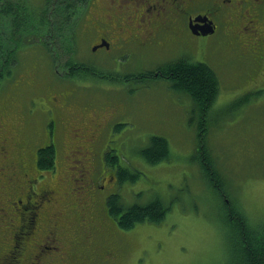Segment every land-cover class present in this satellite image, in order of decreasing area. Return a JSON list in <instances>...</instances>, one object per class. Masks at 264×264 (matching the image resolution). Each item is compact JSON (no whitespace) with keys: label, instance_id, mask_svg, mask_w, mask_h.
<instances>
[{"label":"rangeland","instance_id":"1","mask_svg":"<svg viewBox=\"0 0 264 264\" xmlns=\"http://www.w3.org/2000/svg\"><path fill=\"white\" fill-rule=\"evenodd\" d=\"M96 1L106 9V0ZM129 1L137 2L124 0V3ZM145 3L148 5L147 0ZM245 24L244 20L232 26L226 24L215 35L189 40L188 47L177 44L169 54L149 52L125 61L123 65L103 53L94 56L89 50L90 43H83L78 37L74 55L77 61L96 63L98 67L127 75L164 67L183 56L210 65L218 75L220 91L205 123L209 130L206 149L224 181L223 195L226 197L208 183L198 160H195L201 142L198 134V126L202 123L200 111L196 110L193 100L184 91L173 87L170 80L152 78L146 83H116L87 78L84 81H66V78L55 74L58 60L52 59L51 54L49 59L45 48L36 45L24 59L29 60L27 69L18 72L14 80L9 79L0 87V115L10 120L12 115L14 121L17 117L25 120L24 136H21L20 129L12 125L3 139L13 141L17 138L39 145L43 143L44 131L52 124L51 120L48 122L50 113L44 111L49 104L45 95L58 96V93H71L73 90L78 98H68V101H71L74 110L115 97L128 101V109L123 113L128 112L127 120L130 122L126 126L129 144L125 140L114 144V149L122 156V166L129 169L136 180L118 187L115 180L106 176L103 183L99 182V185L105 183V189L100 190L96 202L87 200L85 204L78 205L79 191L81 198L88 187L86 182L89 183L91 178L96 182L101 176L99 160L101 162L105 146L97 144V157L91 161L94 175H90L91 171L87 170L92 168L88 166V157H84L87 154L81 156L76 153L79 151L75 140L66 134L59 141L57 166L53 172L60 179L55 181L53 178V189L58 192L59 202L68 206L71 212L75 204L81 208L96 204L97 208L93 210L96 214L101 207L107 211L105 199L116 193L121 196L126 208L135 204L146 205L158 198L169 204L170 210L159 223H139L127 231L103 212L102 215H107L111 223L103 220L105 229L102 231L99 226L100 234L92 240V244L82 243L77 215L71 214L70 221L75 229L70 240L77 251L93 247L100 252L106 242H112L120 250L119 258L113 264H242L238 250L241 240L236 233V225L227 221L226 203L243 210L249 219L250 231L264 230V47L260 48L247 36ZM68 55H61L62 59ZM63 60L59 59V72L65 71ZM19 77L21 79L15 82ZM22 79L29 85L22 83ZM45 99L47 105L41 102ZM115 109L109 106V110ZM93 113L97 117L88 115L95 120L106 114L101 110ZM61 125L56 123L54 128L58 129ZM151 136H160L168 141L170 160L151 166L140 158L138 154L148 146ZM2 140L0 138V143ZM81 172L85 177L79 180ZM71 174L73 176L69 178ZM6 198L0 201L1 239L9 231L12 235L15 231L12 225L20 221L19 216H14L16 212ZM6 246L5 243L0 244V264H14ZM4 254L9 262L1 261ZM89 262L93 263V259L83 264ZM96 264L106 263L98 257Z\"/></svg>","mask_w":264,"mask_h":264},{"label":"flooded vegetation","instance_id":"2","mask_svg":"<svg viewBox=\"0 0 264 264\" xmlns=\"http://www.w3.org/2000/svg\"><path fill=\"white\" fill-rule=\"evenodd\" d=\"M106 1L107 5L104 9L94 0V6L90 7L79 20L82 24L77 29V37L81 38L80 41L83 43H90L89 50L94 56L103 53L118 61L120 65L149 52L153 54L161 51L169 54L177 44L188 47L189 40L203 37L196 35L197 31L208 28L204 23L195 21L197 17L207 18V21L213 24L214 33L207 36L223 30L226 24L232 26L236 21L244 20L247 36L260 48L264 47V0H172L171 4L167 0H147L148 5L145 3L146 0L127 3H124V0ZM169 5L172 6L171 10L167 9ZM165 56L166 54L163 57ZM58 65L55 69L59 70ZM91 65L96 70L93 73L95 78H91L101 81L116 79L127 83L131 79L139 81L165 77L162 67L159 66L137 75H127L119 71H108V68L98 67L96 63ZM58 70L55 71L58 76L64 77L69 74L67 71ZM128 76L133 77L128 78ZM45 96L49 104L47 105L46 99L41 102L47 105L48 108L44 111L50 113L51 118L48 122L51 120L52 124L51 128H47L43 133V143L46 141L56 143L66 134L70 135L78 146L79 152L76 153H80L81 156L87 154L84 157H88V166L92 168L87 172L91 171L89 174L94 175L91 161L97 157V144L103 145L109 138L105 127L110 126L116 117L124 118L125 125L130 124L127 120L128 112L123 113L128 109L127 99L115 97L110 99L111 101L98 102V106L109 114L95 120L88 115L90 113L91 116H96L93 112L99 113L96 110H89L95 108L92 105L85 104L77 110L72 109L71 101H68V98L72 99L70 92L58 93V96ZM109 106L116 109L109 110ZM24 123L25 120L22 119L14 121V126L21 130V136H24L22 132ZM56 123L62 124L60 128H54ZM71 125L74 127L72 128ZM81 144L86 148L80 146ZM37 148L38 146L24 149L17 138L13 141L6 138L0 143V201L8 197L6 200L11 202L16 212L14 216L20 218L19 224L12 225L14 233L10 235V231L7 232L2 239L0 238V244L7 245L6 250L14 259V264H83L90 259H93V263L87 264H96L98 257L103 263H115L119 258L120 250L112 242H106L100 252L93 247L81 248V251L74 248L70 238L75 228L74 223L70 221V215H77L78 229L81 230L83 237L82 243L85 241L92 244V240L100 234L99 226L102 231L105 229L106 219L102 215L103 209L101 207L96 214L88 206L80 209L73 206L71 212L68 206L60 204L58 196H55V190L43 189L45 186L40 185V178L35 177L33 171L29 169L32 166V158H37L34 151ZM58 150L59 147L56 148L57 152ZM80 162L82 163V159ZM108 168L104 161L101 169ZM120 168L124 167L120 165ZM113 174L111 179H116L115 183L118 184V176L114 171ZM79 176V180L85 177L82 172ZM105 177L101 175L96 180L97 184L94 187L98 188L97 198L100 190L105 189V183L99 185V182H104ZM92 180L93 178L89 179V183H92ZM83 204L85 201L80 205ZM83 226L85 227L82 228ZM5 254L1 257V261L9 262Z\"/></svg>","mask_w":264,"mask_h":264},{"label":"trees","instance_id":"3","mask_svg":"<svg viewBox=\"0 0 264 264\" xmlns=\"http://www.w3.org/2000/svg\"><path fill=\"white\" fill-rule=\"evenodd\" d=\"M167 1L170 4L172 2V0ZM94 4V0H0V87L6 81H9V79L14 80L18 72L20 73L27 69L26 63L29 60L24 59L28 58L31 48L36 45L44 47L49 59L51 58L49 54H51L52 59L56 62L57 60L59 62V59L63 60L61 55L66 53L70 55L63 60L64 63L62 66L69 73L68 76H65L67 81H84L88 80L87 78L94 77L95 75L93 73L96 70L91 65L92 63H81L74 57L77 51V29L82 24L79 20ZM170 7L172 6L169 5L167 9L171 10ZM28 70H30L29 66ZM28 72L26 71V73ZM162 73L165 77L158 79L172 81L173 87L184 91L193 100L196 110L200 111V120L202 123L198 126V134L201 142L199 141L200 148L195 160H198L202 174L208 183L223 195L225 189L222 182L224 181L206 149L208 147L207 137L209 130L205 123L208 122L209 116L213 111V105L220 91L218 75L210 65L199 61H192L187 56L168 62L162 67ZM132 77L128 76V78ZM20 79L19 77L15 82ZM113 81L122 83V80L115 79ZM132 81L137 82L138 80L131 79L129 82ZM139 81L146 83L147 80L141 79ZM21 82L27 84L23 79ZM67 92L70 91H65V93ZM71 93L72 99L78 98L73 90ZM98 105H93L98 112L100 110L106 111ZM11 117L12 120L0 115L1 139L4 138L5 133L9 132V128L14 125V118L12 115ZM17 120H21V118L17 117L15 121ZM126 126L124 118L116 117L114 118V122L110 123V126L105 127V132L107 134L109 133V141L107 140L102 145L105 146L103 155L105 157H102L101 162L99 160L101 165L105 161L106 165L110 168L102 170L101 175L111 178V176H114V171L119 179L118 184L115 183L118 187L125 186L126 184L129 185L127 181L134 182L136 180V177L129 173V169L125 167L123 169L120 168V165L122 166L120 157L122 156L119 155V151L116 148L114 149V144L119 142L122 143L127 140L129 144V135L126 132ZM124 132L126 133L125 136L118 135ZM117 137L119 139L115 140ZM19 144L24 149L38 146L37 150H34L36 151L37 158H32V166L29 169L33 171L35 177L40 178V185L45 186L43 189L50 188L51 190H55L53 189L55 188V183L52 180L55 177L53 170L57 166L56 155H59V152L56 151V148L59 147V142L47 143L46 141L39 145L30 144L19 139ZM80 146L86 148L83 144ZM120 151L122 150L120 149ZM138 155L141 156L140 158L145 163L147 162L151 166L168 161L171 155L169 143L163 137L151 136L148 146L142 149ZM72 176L73 174L69 178ZM59 179L60 177L57 176L54 180L57 181ZM91 182L92 184L83 191L82 199L80 198L79 191L78 205L82 201L87 202V200L96 202V189L98 188L94 186L97 184V181L93 182L92 180ZM55 196H58L56 190ZM162 201L157 198L146 205L135 204L126 208L121 196L116 193L106 198L105 206L107 211H105V207L102 209L103 212L108 213L117 222V225L122 230L127 231L133 229L139 223L161 222L170 210L169 204ZM228 203H226L225 211L227 221L229 224L236 225L234 227L241 240V247L238 250L242 257V264H264V239H262L264 230L250 231L248 228L250 226L249 219L243 210ZM75 206L79 207V209L81 208L76 204ZM87 206L91 208V211L96 208V204H88Z\"/></svg>","mask_w":264,"mask_h":264},{"label":"water","instance_id":"4","mask_svg":"<svg viewBox=\"0 0 264 264\" xmlns=\"http://www.w3.org/2000/svg\"><path fill=\"white\" fill-rule=\"evenodd\" d=\"M195 21L200 22V23H204L205 25L208 26L207 29H201L200 31H197L195 33L196 35H209V34L214 33V26L212 23L207 21V18L204 19L203 17H197V18H195Z\"/></svg>","mask_w":264,"mask_h":264}]
</instances>
